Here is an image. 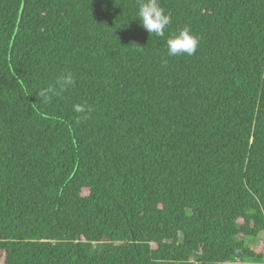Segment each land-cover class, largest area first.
I'll return each instance as SVG.
<instances>
[{
    "label": "trees",
    "instance_id": "1",
    "mask_svg": "<svg viewBox=\"0 0 264 264\" xmlns=\"http://www.w3.org/2000/svg\"><path fill=\"white\" fill-rule=\"evenodd\" d=\"M140 2L0 0V264H264V0Z\"/></svg>",
    "mask_w": 264,
    "mask_h": 264
},
{
    "label": "clouds",
    "instance_id": "2",
    "mask_svg": "<svg viewBox=\"0 0 264 264\" xmlns=\"http://www.w3.org/2000/svg\"><path fill=\"white\" fill-rule=\"evenodd\" d=\"M141 26L151 35L163 37L165 30L171 23L170 16L160 6L158 0H141L136 14ZM167 51L169 56L187 54L193 55L199 45L198 38L192 34L189 28L181 29L178 33L167 39ZM74 82L73 75L66 73L57 78L54 85H49L37 92L39 103L48 104L53 97L59 96ZM74 111L85 113L84 105H74Z\"/></svg>",
    "mask_w": 264,
    "mask_h": 264
},
{
    "label": "rangeland",
    "instance_id": "3",
    "mask_svg": "<svg viewBox=\"0 0 264 264\" xmlns=\"http://www.w3.org/2000/svg\"><path fill=\"white\" fill-rule=\"evenodd\" d=\"M262 237V234H260L259 235V237L258 238H256L254 241H252L251 243H250V245L252 246V247H255L256 245H257V243H258V240L260 239ZM2 260V255L0 254V261ZM264 260V259H263ZM254 262V260H245V261H243V262H240V261H238V262H236V264H252Z\"/></svg>",
    "mask_w": 264,
    "mask_h": 264
}]
</instances>
